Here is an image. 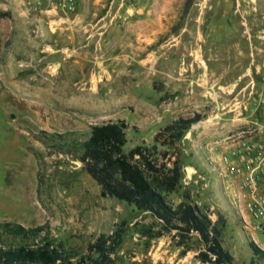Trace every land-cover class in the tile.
Masks as SVG:
<instances>
[{"label": "rangeland", "instance_id": "obj_1", "mask_svg": "<svg viewBox=\"0 0 264 264\" xmlns=\"http://www.w3.org/2000/svg\"><path fill=\"white\" fill-rule=\"evenodd\" d=\"M0 224H50L86 249L131 223L114 264H205L194 236L154 237L162 224L116 198L78 158L76 136L109 121L130 125L128 151L199 113L182 142L184 191L226 219L235 264H264L236 185L218 175L229 139L264 140V0H0ZM47 133V134H46ZM49 134V135H48ZM264 222V221H263Z\"/></svg>", "mask_w": 264, "mask_h": 264}, {"label": "trees", "instance_id": "obj_2", "mask_svg": "<svg viewBox=\"0 0 264 264\" xmlns=\"http://www.w3.org/2000/svg\"><path fill=\"white\" fill-rule=\"evenodd\" d=\"M202 114L179 118L162 129L150 144H140L128 151L130 125L109 121L92 126L85 140L77 133L58 135L64 140L76 136L81 149L78 158L84 169L100 184L105 197L116 198L142 213H148L162 224L160 238L176 233L181 245L195 236L200 244L198 259L205 264H235L234 256L223 245L226 219L214 221L210 209L193 200L184 191L175 205L170 198L184 189L185 169L182 142ZM47 134V133H46ZM49 135V134H48ZM131 223L124 221L113 234H102L86 249L72 247L54 235L50 224L26 227L17 222L0 224V264H114ZM255 256L264 257L256 243L250 242Z\"/></svg>", "mask_w": 264, "mask_h": 264}, {"label": "built area", "instance_id": "obj_3", "mask_svg": "<svg viewBox=\"0 0 264 264\" xmlns=\"http://www.w3.org/2000/svg\"><path fill=\"white\" fill-rule=\"evenodd\" d=\"M54 1L68 12L77 11L81 3V0ZM217 169L224 182L228 180L231 186L236 185L253 219L260 221L256 229L264 232V140L245 136L229 139L227 152Z\"/></svg>", "mask_w": 264, "mask_h": 264}, {"label": "crops", "instance_id": "obj_4", "mask_svg": "<svg viewBox=\"0 0 264 264\" xmlns=\"http://www.w3.org/2000/svg\"><path fill=\"white\" fill-rule=\"evenodd\" d=\"M0 78H1V81L6 80V78H4L3 75H1Z\"/></svg>", "mask_w": 264, "mask_h": 264}]
</instances>
